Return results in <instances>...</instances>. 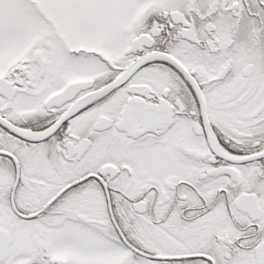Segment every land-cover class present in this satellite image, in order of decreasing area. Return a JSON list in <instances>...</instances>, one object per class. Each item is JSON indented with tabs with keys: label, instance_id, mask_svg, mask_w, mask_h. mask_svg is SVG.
<instances>
[{
	"label": "snow or ice",
	"instance_id": "obj_1",
	"mask_svg": "<svg viewBox=\"0 0 264 264\" xmlns=\"http://www.w3.org/2000/svg\"><path fill=\"white\" fill-rule=\"evenodd\" d=\"M0 264H264V0H0Z\"/></svg>",
	"mask_w": 264,
	"mask_h": 264
}]
</instances>
